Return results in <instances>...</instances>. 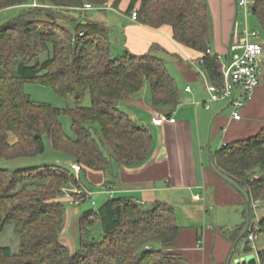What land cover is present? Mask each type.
Here are the masks:
<instances>
[{
	"label": "trees",
	"instance_id": "16d2710c",
	"mask_svg": "<svg viewBox=\"0 0 264 264\" xmlns=\"http://www.w3.org/2000/svg\"><path fill=\"white\" fill-rule=\"evenodd\" d=\"M122 1L0 0V10L21 9L0 23V231L13 222L19 235L16 250L0 246V264H189L171 251L181 226L166 201L145 206L130 197H109L80 216L75 251L61 239L69 203L64 187L89 190L82 182L89 170L105 172L106 184L112 183L114 166H140L151 154L152 130L119 102L148 84L154 107L171 115L180 103L177 82L155 51L162 48L115 55L106 23L80 21L71 14L86 3L106 10L119 8ZM123 12H137V20L152 28L170 27L175 41L202 53L210 80L222 82V62L207 52L213 41L208 0H129ZM66 14L71 16L68 25L59 22ZM252 15L264 34V0L254 1ZM45 52L48 57L38 61ZM28 82L52 87L75 106L62 109L33 100L25 92ZM87 93L90 106L82 105ZM62 115L71 117L73 135L65 131ZM46 136L55 150L81 166L79 173L69 164L2 167V161L43 154ZM211 163L245 197L247 219L222 232L237 244L247 238L248 253L249 234L264 232V215L257 228L251 221L254 210L264 205V125L252 136L227 142L211 154ZM257 255L264 264V248Z\"/></svg>",
	"mask_w": 264,
	"mask_h": 264
},
{
	"label": "crops",
	"instance_id": "0c3cea01",
	"mask_svg": "<svg viewBox=\"0 0 264 264\" xmlns=\"http://www.w3.org/2000/svg\"><path fill=\"white\" fill-rule=\"evenodd\" d=\"M237 1L208 0L213 19L210 49L227 59L238 19ZM128 4L129 0H123L121 10ZM126 18L128 22L106 24L110 31L113 24L122 25L125 49L142 54L157 45L172 57L164 60L179 87L180 103L169 115L171 119L157 126L152 122L155 111L167 113L168 110L152 105L148 84L121 100V109L152 130L151 154L140 166H114L117 176L112 183L106 184L105 172L89 170V190L103 197L102 202L109 197L126 196L145 206L157 201L172 204L181 230L171 251L182 254L189 264H244L240 261L244 255L235 251L237 242L222 231L233 230L245 222L246 200L243 193L216 171L211 154L227 142L256 134L264 125V72L251 98L240 109L241 119L235 120L234 107L227 99L211 101L205 107L204 102L209 99L207 85L212 81L201 66L193 64V59L202 56L201 52L175 41L168 26L156 29L134 20L131 15ZM64 161L67 165L71 162ZM70 221L68 213L61 239L75 251L79 219L74 223L73 235L69 230ZM255 264H260L258 255Z\"/></svg>",
	"mask_w": 264,
	"mask_h": 264
},
{
	"label": "rangeland",
	"instance_id": "374dc122",
	"mask_svg": "<svg viewBox=\"0 0 264 264\" xmlns=\"http://www.w3.org/2000/svg\"><path fill=\"white\" fill-rule=\"evenodd\" d=\"M254 1L255 0H250V3H253ZM97 8L98 7L89 9V10L81 9L80 11H73L71 14L73 17H77L80 21L92 20V21H97V22H102V23L128 22L126 18V14L122 13L123 11L121 10L120 6L119 8L106 9V10H99ZM20 12H21V9L18 7H10L6 9H1L0 10V23L14 16H17ZM70 19H71V16L66 14V17L59 19V22H61L62 24H67L65 22H70ZM238 20L243 21L242 13H240ZM249 23H250V26L260 29L259 22L255 18V16L251 15L249 17ZM111 28L112 30L110 34V40L113 44V49H112L113 53L115 55H121L125 50V48L122 45V42L124 41L123 33H122V25L115 23L113 24V26H111ZM260 41L264 42L263 33H262V37ZM156 54L165 58L167 61H169V59L172 58L171 56L164 54L163 51L161 53H158L156 51ZM47 57H48V53L45 52L40 55V57L38 58V61H44ZM222 63L224 64L227 63L226 56H223ZM172 71L174 72L175 70L172 69ZM25 92L33 100L40 102V103L41 102L50 103L53 106L59 107L62 109L66 107L75 106L74 100L71 97H63L59 95L50 86L42 85L39 83L28 82L25 84ZM91 103H92L91 95L87 93L83 99L82 105L90 106ZM61 122L63 124L65 131L68 134L73 135V131L71 128V117L69 115H62ZM14 140H15V137L13 134H11V141H14ZM45 142H46V150L43 154L37 157H34V158L23 157V158H16L13 160L2 161L1 163L2 167L15 170V169L29 168V167L39 166V165H51V164L67 166V163L64 161L66 159L65 155L62 152L55 150L53 148L49 137L47 136L45 137ZM82 182L85 184H88L85 174H82ZM102 199L103 197H101L100 195H94L91 199H86L84 202L82 201L79 204L67 203L66 215L68 216V213L70 215L71 221H70L69 230L71 231L72 235H73V232H75V229L73 228L75 225L74 223L77 222L79 217L83 214L84 210L88 208H94L95 210H97L100 207V205L103 203ZM70 210L72 211L71 213H70ZM254 211L255 212L251 218V221L254 223V227L257 228L259 219L264 215V205H262L259 208L257 207ZM100 231H101L100 226L96 227L95 235H99ZM255 233L257 234V239L251 242L252 250L249 251L248 253L244 252V243L247 240V238L242 239L238 243L237 252L238 253L241 252V254H243L244 257L253 256L256 259L258 249L264 248V232L256 231ZM18 245H19V235L15 231L14 223L10 222L6 225L3 231H0V246H10L13 250H16Z\"/></svg>",
	"mask_w": 264,
	"mask_h": 264
},
{
	"label": "built area",
	"instance_id": "2783aa9c",
	"mask_svg": "<svg viewBox=\"0 0 264 264\" xmlns=\"http://www.w3.org/2000/svg\"><path fill=\"white\" fill-rule=\"evenodd\" d=\"M254 2L250 0H238V18L240 13L243 21L236 19L232 38L230 42V52L227 63H222L223 80L220 84L209 82L207 90L209 99L204 102L205 107L210 106L211 101L227 99L234 107L233 118L241 119L240 109L244 103L251 98L253 92L261 82V75L264 72V42H261L262 32L259 28L250 26L249 17L252 15ZM96 8L91 3H86L81 9L89 10ZM137 20V12L131 15ZM207 52L212 53L209 48ZM221 56H219L222 62ZM205 60L203 57L193 59V64L201 66L204 70ZM206 71V70H205ZM190 87H188V90ZM201 102H197V105ZM171 117L166 112L155 111L152 122L157 126H162ZM225 145V144H224ZM70 167L77 173L81 170L78 163L70 162ZM64 197L70 204H79L86 199H91L94 195L92 190H85L77 186H67L63 188ZM94 203V201H93ZM249 240L255 241L257 234H249Z\"/></svg>",
	"mask_w": 264,
	"mask_h": 264
},
{
	"label": "water",
	"instance_id": "95a60500",
	"mask_svg": "<svg viewBox=\"0 0 264 264\" xmlns=\"http://www.w3.org/2000/svg\"><path fill=\"white\" fill-rule=\"evenodd\" d=\"M242 263H248V264H255L256 263V259L253 256H248V257H243L240 260Z\"/></svg>",
	"mask_w": 264,
	"mask_h": 264
}]
</instances>
